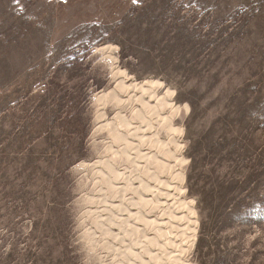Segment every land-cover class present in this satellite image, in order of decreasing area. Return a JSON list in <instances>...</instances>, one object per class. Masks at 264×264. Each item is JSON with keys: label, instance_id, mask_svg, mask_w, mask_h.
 Instances as JSON below:
<instances>
[{"label": "rangeland", "instance_id": "rangeland-1", "mask_svg": "<svg viewBox=\"0 0 264 264\" xmlns=\"http://www.w3.org/2000/svg\"><path fill=\"white\" fill-rule=\"evenodd\" d=\"M0 264H264V0H0Z\"/></svg>", "mask_w": 264, "mask_h": 264}, {"label": "bare ground", "instance_id": "bare-ground-1", "mask_svg": "<svg viewBox=\"0 0 264 264\" xmlns=\"http://www.w3.org/2000/svg\"><path fill=\"white\" fill-rule=\"evenodd\" d=\"M122 74H123V77H122V79L120 80V81H118V85L120 84V86H124V84H122V83H124L125 81H124V79H125V77H126V75H125V72H122ZM152 84H154V82L152 83L151 81H143V82H136V81H134L133 79L132 80H130V83H129V85L131 86V93H133V94H137L138 95V99L140 100V102H141V104L143 105V108H144V111H145V108L146 107H149V109H150V111H158L159 112V110H160V108L159 107H170V105H171V103H170V95H169V92L168 91H166L162 96H159L160 98H158V97H156V96H153V95H149L148 93H147V91H149L150 93H151V90L149 89V88H151V85ZM158 84H161L160 82H158ZM130 86H129V88H130ZM156 86V85H155ZM153 87V86H152ZM119 88V87H118ZM114 89V88H113ZM116 90H117V88H116ZM115 90V91H116ZM130 90V89H129ZM128 90V91H129ZM147 90V91H146ZM154 90V89H153ZM152 90V91H153ZM112 93V91L110 90V92H109V94H111ZM108 94V95H109ZM153 94V93H152ZM111 96H113V94H111ZM145 96H147L146 98H145ZM131 96H128V99L130 98ZM113 98H115V96L113 97ZM143 98H145L146 99V101H144V99ZM131 100V99H130ZM141 107V106H140ZM159 108V109H158ZM147 109V108H146ZM166 109V108H165ZM163 110L164 109H162V112H163ZM177 111V109H175L174 110V112L175 113H177L176 112ZM160 113V112H159ZM158 114V113H157ZM164 114V113H163ZM143 115V113L141 114V116ZM145 115V114H144ZM153 115H155L154 113H153ZM150 116V115H149ZM149 116H148V118H149ZM151 117V116H150ZM159 117L160 116H156V118H155V120L156 119H159ZM118 118L119 119H117L119 122H123V119H122V117L120 116V114H119V116H118ZM161 118V117H160ZM164 117H162V119H163ZM151 119V118H150ZM165 120V119H164ZM161 121V120H160ZM152 122V121H151ZM155 122H158L157 120L155 121ZM147 123V122H146ZM161 123V122H160ZM167 123V122H166ZM144 125V124H143ZM146 125V124H145ZM152 125H153V123H152ZM156 125V123L154 124V126ZM159 125V124H158ZM163 126V125H162ZM151 127H153V126H151ZM138 128V127H137ZM145 128V127H144ZM147 128V127H146ZM157 128V127H156ZM143 129V128H142ZM155 129V128H154ZM152 130V129H151ZM151 130H148V131H151ZM139 131H141V130H139ZM146 131V130H145ZM144 131V132H145ZM148 134V133H147Z\"/></svg>", "mask_w": 264, "mask_h": 264}]
</instances>
